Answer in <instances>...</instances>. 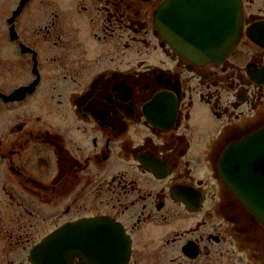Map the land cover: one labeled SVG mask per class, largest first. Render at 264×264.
I'll use <instances>...</instances> for the list:
<instances>
[{"label":"flooded vegetation","instance_id":"flooded-vegetation-1","mask_svg":"<svg viewBox=\"0 0 264 264\" xmlns=\"http://www.w3.org/2000/svg\"><path fill=\"white\" fill-rule=\"evenodd\" d=\"M168 1L0 0V225L20 209L97 246L72 264H264V225L222 180L264 129V0H240L235 38L213 0L209 58L185 34L201 1H178V46Z\"/></svg>","mask_w":264,"mask_h":264},{"label":"water","instance_id":"water-1","mask_svg":"<svg viewBox=\"0 0 264 264\" xmlns=\"http://www.w3.org/2000/svg\"><path fill=\"white\" fill-rule=\"evenodd\" d=\"M178 1L169 0L156 14L157 26L160 29L161 27L165 28L167 32L164 34L168 37L166 39L177 46L179 45L178 36L182 32L181 28L179 29ZM200 1L199 10L201 14L194 16V19L196 21L200 20V23H192L191 27L187 26L185 34L192 33L195 38H198V35L205 37L197 40L195 45L201 50L199 54L201 58L218 57L221 50L225 49L224 43L216 44L213 43L212 39H207L210 34H215L219 38L218 35L222 32L219 27L220 23L217 22L216 24L213 21V19L216 20L218 12L214 14L216 7L213 4V0ZM227 9L230 14L228 22L229 32L235 38L240 23V0H232L231 5L229 4ZM169 10H173L175 13H167ZM233 41L234 39L232 42L227 43V50L234 46ZM221 46H224V48ZM254 137L253 141L227 158L225 168L227 173H223L222 180L243 201L245 206L254 213L255 217L264 224V132L258 133ZM65 233L66 229L62 228L44 237L31 249L28 261L31 264H72L73 249L81 251V249L91 246L90 244H83V246L69 245V242L65 239ZM91 249L97 252V246H91ZM80 259L88 264H97L99 256L89 255Z\"/></svg>","mask_w":264,"mask_h":264},{"label":"rangeland","instance_id":"rangeland-1","mask_svg":"<svg viewBox=\"0 0 264 264\" xmlns=\"http://www.w3.org/2000/svg\"><path fill=\"white\" fill-rule=\"evenodd\" d=\"M9 210H11V214L9 213V220L0 225V227H3L9 232H13L14 235H20L21 239L19 241H15L16 239L14 237L16 236L11 234L14 244L12 246H8L7 255L4 258V261L0 264H29L26 260L27 250L42 237L41 235H43L46 230L49 229V225L47 223L48 221H37L35 219H30L27 215H25L24 219L21 221H11L12 213L17 215L20 209L11 208ZM36 212L41 214L38 210H36ZM7 235L8 234L3 233L1 236L2 242L0 241V245L2 247H4V245L7 246V244L11 242Z\"/></svg>","mask_w":264,"mask_h":264}]
</instances>
